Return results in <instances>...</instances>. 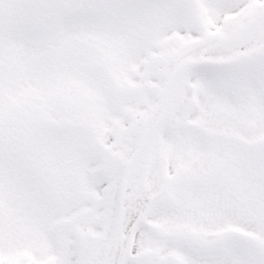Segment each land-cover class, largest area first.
<instances>
[{"label": "snow or ice", "instance_id": "6c2138e0", "mask_svg": "<svg viewBox=\"0 0 264 264\" xmlns=\"http://www.w3.org/2000/svg\"><path fill=\"white\" fill-rule=\"evenodd\" d=\"M0 264H264V0H0Z\"/></svg>", "mask_w": 264, "mask_h": 264}]
</instances>
